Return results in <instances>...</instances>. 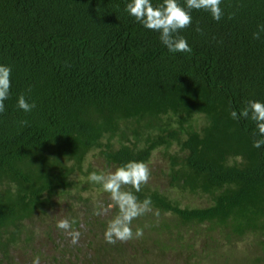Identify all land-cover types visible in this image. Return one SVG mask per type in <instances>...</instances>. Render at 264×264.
Instances as JSON below:
<instances>
[{
    "label": "trees",
    "instance_id": "trees-1",
    "mask_svg": "<svg viewBox=\"0 0 264 264\" xmlns=\"http://www.w3.org/2000/svg\"><path fill=\"white\" fill-rule=\"evenodd\" d=\"M130 2L0 0V66L12 70L0 113V264H19L16 250L29 245L37 223L53 221L61 196L86 204L87 191L103 188L88 180L92 172L149 165L156 153L169 189L204 206L124 186L172 219H134L133 232L144 234L127 256L125 243L105 242L109 220L87 210L89 233L102 235L94 255L79 256L58 235L53 244L64 253L52 264H73L67 256L88 264H137L138 257L169 264V241L187 256L184 264H264V145L253 147L261 138L256 122L230 115L249 100L264 103V32L253 39L264 25V0H222L219 21L190 10L191 26L177 35L191 53L170 52L159 32L126 11ZM21 94L35 103L32 111L18 107ZM67 219L80 230L79 211ZM189 230L201 240L197 252Z\"/></svg>",
    "mask_w": 264,
    "mask_h": 264
},
{
    "label": "clouds",
    "instance_id": "clouds-1",
    "mask_svg": "<svg viewBox=\"0 0 264 264\" xmlns=\"http://www.w3.org/2000/svg\"><path fill=\"white\" fill-rule=\"evenodd\" d=\"M222 0H186V7H182L177 0H163L159 6L153 7L151 0H131L126 6V11L135 18L144 28L160 33L161 42L172 53L184 52L191 53L192 49L186 39L177 33L192 24L190 10H205L212 18L219 21L223 12L220 7ZM232 18L231 16L229 17ZM197 32L202 30L197 27ZM264 32V25L253 33V39H260V34ZM11 68L0 66V113L5 111L4 101L8 99L11 88ZM30 91V89H29ZM18 107L24 112H30L35 108V103L27 102L25 95L21 94L17 101ZM231 118L251 119L256 122L258 135L261 137L253 141V147L260 148L264 145V103L249 100L239 115L236 111L230 113ZM26 125L27 121H21ZM151 170L144 162H129L123 167H119L115 172L108 174L92 172L88 180L102 185L103 190L110 194V202L100 205L99 210L94 212L96 216H107L109 219L104 240L110 245L117 242L126 243L133 239L143 237V228L132 229V221L147 213H152L157 219L160 211H153L151 198L138 200L137 196L131 191L122 190L124 186H131L135 192H140L142 185H146L150 179ZM113 215L114 210H117ZM75 221L61 219L56 227L63 230L69 238L71 246H76L80 242L81 232L73 230ZM31 264H41L39 255L33 257Z\"/></svg>",
    "mask_w": 264,
    "mask_h": 264
},
{
    "label": "rangeland",
    "instance_id": "rangeland-1",
    "mask_svg": "<svg viewBox=\"0 0 264 264\" xmlns=\"http://www.w3.org/2000/svg\"><path fill=\"white\" fill-rule=\"evenodd\" d=\"M94 164L99 163L100 160L98 157H94L93 159ZM166 163L162 159L161 153H156L154 157L151 158V162L149 163V168L151 170V176L146 185V187H149L150 189L153 190H158L160 193L164 194L165 196L169 197L171 200L178 201L180 206L185 207H199V206H204V204L201 201L197 200V197H194L188 193H182L178 191L177 189H169L168 187V181L165 177V168ZM113 172V171H110ZM109 172V173H110ZM108 174V173H107ZM73 195V192H72ZM62 200H59L60 205L57 207L54 216L53 221L51 220L50 217L48 219H44L43 222H39L36 224L35 227V233L32 235V241H30L29 245L24 246L22 249L18 248L15 252V255L17 257V262L19 264H30L33 257L36 255H39L41 258V264H52L53 258H60L61 254L64 252H60L59 249L54 246L53 241H55L58 237V235H61L64 237L66 242L70 244L69 238L67 237L66 233L63 230H60L56 227L57 223L61 219H67L70 216V211L71 212H78L79 211V216L81 217V222H80V232H81V237H80V242L74 246L76 249H79V253L81 255L79 256H84L86 258H90L91 255H94V250H91V248L97 243V240L102 239V235H99L95 240L94 236H91L89 233V227L87 226V222L90 221L88 219L89 213L88 211H98L100 205H106L110 202V194L105 192L103 188H93L90 191H87L84 194L85 199H89L88 202L85 204L81 203H75L74 201H68V196H61ZM70 202V203H69ZM64 203H69V206L66 207ZM69 208V209H67ZM86 211V212H85ZM155 211V210H153ZM149 215L153 216V218L158 221L162 222V218H164L166 221H170L172 218L168 214H160L159 219H157L151 212ZM102 216L101 221L105 222L106 220H109L111 217L107 216ZM51 220V221H50ZM105 220V221H104ZM145 220L141 221L144 222ZM94 222V217L91 223ZM97 228H99V225L97 224ZM100 230V229H99ZM194 233H196L193 230H189L188 234L186 236L188 237H195L196 242L195 246L196 249L195 251L197 252L198 248H201V240L197 241V236H194ZM104 234V233H102ZM93 244L89 246V244L92 242ZM98 240V244L100 241ZM63 241L55 242L57 245H61ZM136 243V240H130L126 242L124 245L127 248V256L128 255H133L132 252H130L129 245H133ZM167 245L171 246L170 250H168L166 257V261L169 262V264H184L183 261L187 259V256L185 254H182L183 252L180 250V247L176 243L170 242L167 243ZM195 252V257L192 259L191 262L196 261L197 262V254ZM194 254V253H193ZM84 257L83 260L85 259ZM81 260H76L75 258H72L71 256H67V261H70V263L73 264H88L84 263V261ZM65 259V258H63ZM108 263L106 264H117L116 261H110V258L107 259ZM151 262V260L149 261ZM148 261L144 257H138L137 258V264H147ZM188 263V260H187ZM186 263V264H187ZM122 264V263H121ZM125 264V263H123ZM128 264V263H127Z\"/></svg>",
    "mask_w": 264,
    "mask_h": 264
}]
</instances>
